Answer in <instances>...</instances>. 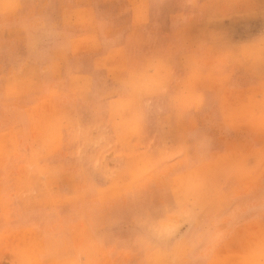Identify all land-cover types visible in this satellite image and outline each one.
Segmentation results:
<instances>
[{
    "label": "rangeland",
    "instance_id": "rangeland-1",
    "mask_svg": "<svg viewBox=\"0 0 264 264\" xmlns=\"http://www.w3.org/2000/svg\"><path fill=\"white\" fill-rule=\"evenodd\" d=\"M0 264H264V0H0Z\"/></svg>",
    "mask_w": 264,
    "mask_h": 264
}]
</instances>
